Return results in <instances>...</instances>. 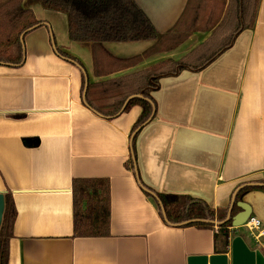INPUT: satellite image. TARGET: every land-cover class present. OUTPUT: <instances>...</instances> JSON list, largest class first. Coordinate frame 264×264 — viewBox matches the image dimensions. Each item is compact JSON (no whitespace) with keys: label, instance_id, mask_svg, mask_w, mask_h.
<instances>
[{"label":"crops","instance_id":"crops-1","mask_svg":"<svg viewBox=\"0 0 264 264\" xmlns=\"http://www.w3.org/2000/svg\"><path fill=\"white\" fill-rule=\"evenodd\" d=\"M135 1L163 31L186 0ZM22 3L39 25L24 35L22 63L0 64V194L9 193L16 210L8 264H187L189 256L211 254H225L231 264L235 236L264 256L242 226L230 225L224 253L214 241L216 222L226 219L229 208L230 216L239 213L238 202L248 204L250 216L264 224V0L253 27L237 33L206 66L158 77L149 92L154 112L137 127L134 152L130 136L141 108L107 118L86 107L82 72L54 52L50 33L57 50L74 56L96 82L164 58L179 59L210 31L183 44L186 49L179 47L192 35L108 77L95 76L91 45L68 39L66 15L42 7L40 0ZM150 44L103 47L116 57H130ZM73 178L109 180L108 236H72ZM139 182L155 195L203 201L215 216L225 210V217L197 221L212 225L167 224L158 200ZM236 263L250 260L240 256Z\"/></svg>","mask_w":264,"mask_h":264},{"label":"trees","instance_id":"trees-1","mask_svg":"<svg viewBox=\"0 0 264 264\" xmlns=\"http://www.w3.org/2000/svg\"><path fill=\"white\" fill-rule=\"evenodd\" d=\"M23 0H0V64L16 66L22 63L23 50L19 36L39 24L32 9ZM206 0H186L182 13L165 32L155 29L135 0H40L42 7L64 13L67 36L72 42L91 45L92 71L95 76L108 77L137 64L160 50H171L182 43L193 31H207L209 35L179 59L166 58L144 69L108 77L88 83L85 100L101 116H116L128 96L142 92L143 98L130 99L122 112L139 106L134 129L154 112L150 88L157 85L158 77L176 70L201 69L228 47L241 30L252 28L260 0H227L223 16L213 22V11L205 15ZM28 33V32H27ZM151 41L142 52L130 57H116L103 47L104 43ZM63 57L77 59L58 50ZM177 68V69H176ZM84 81L82 80V88ZM153 104V106H152ZM134 152V139L132 141ZM72 221L73 237H105L110 234V185L107 178H73ZM166 218L172 224L200 218L224 219V212L215 216L203 201L181 195L156 194ZM157 203V201H156ZM16 210L9 193L3 195L0 221V264H8L9 242L13 234ZM195 224L212 225L195 222ZM230 221L218 226L215 234L217 252L224 253L228 245Z\"/></svg>","mask_w":264,"mask_h":264},{"label":"water","instance_id":"water-1","mask_svg":"<svg viewBox=\"0 0 264 264\" xmlns=\"http://www.w3.org/2000/svg\"><path fill=\"white\" fill-rule=\"evenodd\" d=\"M240 3H241V0H240ZM38 25L39 24L34 25L31 28L25 30L19 36V39H20V42H21V47H22V50H23V59H24V44H23L24 35L27 32L31 31L32 29L36 28V26H38ZM50 36H51V44H52V48H53L54 52L56 54H58L59 56H61L59 54L58 50H57V47L55 45V42L53 40V36H52L51 33H50ZM61 57L64 58V59H68L75 66H77V68H79V70L82 72L83 79H84L83 90H82V102H83V104L86 107H88L94 113L100 115L94 109H92L91 107H89V105L87 104V102L85 100V95H86V90H87V86H88V83H89V79H88V75H87V72L84 69V67L82 65H80L78 62H76L75 60H73V59L66 58V57H63V56H61ZM132 98H143L142 92H140L138 94H134V95L128 96L126 98V100L124 101V103H123V105H122L121 110H120L119 113L122 112V110L126 106L127 102L130 99H132ZM151 117H152V115L149 118H151ZM137 130H138V128H136V130L130 136L131 147H132L133 137H134V135H135V133H136ZM132 156H133L132 158H133V161H134V155H133V153H132ZM134 173L137 176L136 169L134 170ZM139 185H140V187L145 192H147L152 197H154V198L157 199L156 195L153 192H151L148 189H146L140 182H139ZM158 203H159L160 210H161V214L163 216L164 221L167 224H172L166 218V214H165V211H164V208H163L161 202L158 201ZM237 204L241 208V211L239 213H237L234 216H230V214H231V208H229V210L227 212L226 219H224L221 222L220 221L219 222H216V224H222V223H225L226 221L230 220L232 228L235 229L237 227H241L242 224L246 221V219L251 215L252 210H251L250 206L248 204H246L245 202H238ZM2 211H3V196H2V194H0V221H1ZM197 221H203V220H201V219H191V220H186V221H183V222H180V223H177V224H172V225L181 226V225H184V224H188V223H191V222H197ZM212 223H214V222H212ZM230 232H232V231L230 230ZM231 252H232V259H231L232 261H231V264H237L236 262L238 261V259H239L240 256H244V257L249 258L250 264H264V256L262 255V253L259 252V251H253V250H251L246 245V243L244 242V240L242 239V237H240V236H235L232 239V241H231ZM187 264H228V259H227V256L225 254L192 255V256H189L187 258Z\"/></svg>","mask_w":264,"mask_h":264},{"label":"rangeland","instance_id":"rangeland-1","mask_svg":"<svg viewBox=\"0 0 264 264\" xmlns=\"http://www.w3.org/2000/svg\"><path fill=\"white\" fill-rule=\"evenodd\" d=\"M3 1V0H2ZM207 2H206V4H207V6H206V10H205V15L207 16V13H209L210 12V10H212L213 11V14H214V16H213V22H215V23H218L219 22V20H220V18L223 16V14H224V10H225V7H226V2H227V0H206ZM136 2V1H135ZM137 3V2H136ZM185 3H186V1H185ZM185 3H184V5H185ZM138 4V3H137ZM139 5V4H138ZM141 8V7H140ZM183 8H184V6L181 8V10H180V12L178 13V15H177V17L175 18V20H174V22L177 20V18L179 17V15L182 13V11H183ZM211 13V12H210ZM209 13V14H210ZM35 15V14H34ZM174 22H173V24H174ZM172 24V25H173ZM170 28L172 27V26H169ZM156 29V28H155ZM169 29V28H168ZM168 29H166V30H163V31H159V32H165V31H167ZM157 30V29H156ZM158 31V30H157ZM195 31H193L192 33H190L189 34V36L190 35H192V37H191V39H189V41H187V43H182L181 44V46L179 47L180 49L179 50H183V49H186V47H185V45H183V44H189L192 40H196V39H201V38H203V32L204 31H197L196 33H194ZM194 33V34H193ZM188 36V37H189ZM187 37V38H188ZM186 38V39H187ZM185 39V40H186ZM169 51V50H168ZM164 59H166V58H164ZM174 60H177V59H174Z\"/></svg>","mask_w":264,"mask_h":264},{"label":"built area","instance_id":"built-area-1","mask_svg":"<svg viewBox=\"0 0 264 264\" xmlns=\"http://www.w3.org/2000/svg\"><path fill=\"white\" fill-rule=\"evenodd\" d=\"M242 227L256 244L264 248V224L258 218L249 216Z\"/></svg>","mask_w":264,"mask_h":264}]
</instances>
